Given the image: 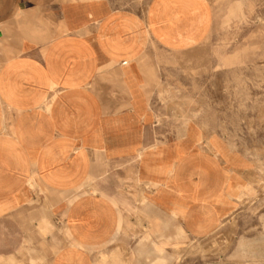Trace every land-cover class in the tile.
Returning <instances> with one entry per match:
<instances>
[{"label":"crops","instance_id":"0c3cea01","mask_svg":"<svg viewBox=\"0 0 264 264\" xmlns=\"http://www.w3.org/2000/svg\"><path fill=\"white\" fill-rule=\"evenodd\" d=\"M181 3L0 0V264H149L238 209L252 162L153 103Z\"/></svg>","mask_w":264,"mask_h":264},{"label":"rangeland","instance_id":"374dc122","mask_svg":"<svg viewBox=\"0 0 264 264\" xmlns=\"http://www.w3.org/2000/svg\"><path fill=\"white\" fill-rule=\"evenodd\" d=\"M181 8L191 13L174 25L176 45L150 41L165 47L153 103L180 115L182 127L193 121L221 134L252 162L253 185L212 234L193 237L170 222L164 239L151 231L150 247L130 255L143 251L156 264V242L164 264H264V0H182Z\"/></svg>","mask_w":264,"mask_h":264},{"label":"bare ground","instance_id":"6f19581e","mask_svg":"<svg viewBox=\"0 0 264 264\" xmlns=\"http://www.w3.org/2000/svg\"><path fill=\"white\" fill-rule=\"evenodd\" d=\"M191 169V168H190ZM191 171V170H190ZM205 179V178H204ZM213 179H215V178H213ZM218 181V180H217ZM222 181V180H221ZM207 185V184H206ZM222 186V185H221ZM167 188V187H166ZM187 188H188V186H187ZM169 190V189H168ZM219 190V189H218ZM166 191V190H165ZM196 196V195H195ZM206 199V198H205ZM176 205V204H175ZM218 205V204H217ZM177 206V205H176ZM175 207V206H174ZM219 210V209H218ZM180 214V213H179ZM182 215V214H181ZM183 217H184V215H182ZM197 241V240H196ZM160 251H163L164 249H162V248H160L159 249Z\"/></svg>","mask_w":264,"mask_h":264}]
</instances>
